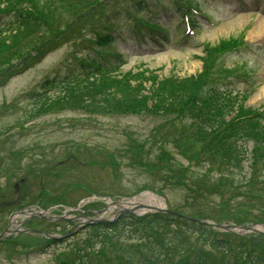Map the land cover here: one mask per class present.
<instances>
[{
  "label": "rangeland",
  "instance_id": "374dc122",
  "mask_svg": "<svg viewBox=\"0 0 264 264\" xmlns=\"http://www.w3.org/2000/svg\"><path fill=\"white\" fill-rule=\"evenodd\" d=\"M197 2L205 17H192L197 25L192 26L194 34L186 36L181 32V22L175 23L173 0H148L151 9L142 13L144 21L161 20L162 9H165V15L170 17L169 23L163 21L168 29V39H163L164 44L159 46L147 38L144 42L147 50L144 49L145 44L139 48L143 49L142 53L137 49L138 44L132 47L126 42L115 43L113 51L122 53L124 46L127 48L119 71L153 70L159 78L170 74L178 77L196 74L201 69L199 57L203 44L215 45L223 39H242L247 48L227 53L219 63L227 68L235 67L234 72L226 79L217 77L216 85L232 87L234 92H250L245 105L254 109L264 108V28L257 31L258 23L264 20V0ZM115 13L122 18L113 19ZM103 15L108 20L105 23L108 28L130 35L131 19L124 18L125 12L118 1L107 0L105 7L94 14L98 19ZM96 21L95 18L92 20L95 28ZM81 32L86 37L94 33L83 28ZM113 51L95 44L86 45L80 36L61 35L42 43L32 53H21L10 60L12 68L3 66L0 73V233L8 226L10 234L6 233L7 236H16L15 241L21 237L22 241L18 242H28L29 245L25 248L17 242L9 243V239L7 242L0 240V264H72V248L76 241L98 237L94 234V223L83 225V230L73 229L79 225V219L71 220L72 215L111 219L118 207L107 206V203L123 200L122 195H131L142 188L160 191L171 207L184 215L222 221L229 218L227 210H248L247 214L230 216L236 220L228 222L253 227L250 222L241 220L264 221V184L260 188H245L246 184L242 182L238 195L216 188L200 196L195 188L185 187V183L192 185L197 177L201 180L208 177L214 181L219 177L218 172H222L219 156L214 152L218 149L213 143L206 144L203 150L202 143L193 141L187 134L182 136L178 133L186 119L147 114L146 111L102 114L82 109L78 103L53 104L54 99L62 96L64 88L60 81L68 69L73 68L80 73L78 59L97 53L110 58ZM53 79L55 85H45L46 81ZM251 145L249 142L246 146L250 148ZM111 156L121 162L118 168L111 162ZM177 161L180 164H176ZM249 161H243L240 168L228 170L235 180L254 177L260 182L264 177L258 170L261 164H253V159ZM189 163L193 165L189 167ZM252 185L259 187L256 182ZM163 197L162 201H165ZM83 198L85 200L78 205ZM152 198L159 203L153 195ZM245 200L250 204L243 206ZM96 203L105 204V207ZM38 208L55 214L65 211L71 221L60 222L64 228H56L42 219L24 223L21 222L24 216L16 215L19 209ZM25 224L33 229L22 233V229H28ZM60 229H73L72 235L60 241L61 244L46 247L48 237L43 234L58 236ZM215 232L206 233L211 235L209 238L230 236L239 242L243 238L240 235L256 231L239 235L226 230ZM255 234H250V240L264 242V238ZM196 237L200 234L188 232L185 235L190 241ZM202 248L195 246L193 251ZM210 253L214 255L215 264L229 260L225 253H217L213 249ZM259 255L262 257L264 253H249V257L260 258Z\"/></svg>",
  "mask_w": 264,
  "mask_h": 264
},
{
  "label": "trees",
  "instance_id": "16d2710c",
  "mask_svg": "<svg viewBox=\"0 0 264 264\" xmlns=\"http://www.w3.org/2000/svg\"><path fill=\"white\" fill-rule=\"evenodd\" d=\"M105 4V0H0V12L12 14L6 32L0 33V72L3 66L10 65V60L13 58L21 53L36 50L39 45L57 36H80L83 40L82 28L88 29L90 33L96 32L98 27L104 26V22L108 21L106 15L100 19L94 16L105 7ZM64 16L67 17V21ZM94 18L97 20L96 29L92 23ZM97 42L105 41L98 37ZM222 47L223 44L214 48L204 47L202 71L195 75L170 76L160 80L154 78L156 76L153 71L146 75H143L144 71L137 73L139 75L131 71L116 74L111 71L90 72L89 76L82 78L77 84L66 85L65 94L54 99L53 104L64 106L78 103L85 110L102 114L146 111L149 114L186 119L178 129V133L182 136L187 134L193 141L202 143L203 150L206 144L213 143L218 149V152L217 150L214 152L218 154L219 164L222 167V172L217 170L219 177L216 180L211 181L208 177L201 180V177H197L192 185L185 183L186 188L190 186L192 190L195 188L200 196L216 188L238 195L240 194L238 188L242 182L246 184L245 188H260L264 184V177L260 182L254 177V179L245 177L244 181L235 180L232 172L228 170L240 168L242 162L248 160V150L245 145L253 140L256 147L250 151V161L253 159L254 164L257 158L255 152L260 151L256 163L261 164L258 170L261 172L263 169L264 176V120L259 121L263 116L262 113L245 107V97L238 98L230 92L220 93L217 89L208 86L210 82L208 71L211 70L209 58L214 51ZM33 93L36 92L31 94ZM37 103L40 106V101ZM200 150L202 151V148ZM168 156L171 158L170 155ZM111 158V162L117 168L119 164L114 157ZM175 163L180 164L178 161ZM250 182L258 183L259 187L248 184ZM243 203V206L250 204L248 200ZM248 212V210H227V215L230 217ZM150 216L138 218L129 214L121 216L117 224L100 225L102 227L100 229L106 234L98 239L97 252L94 253L95 241L87 237L76 241L72 249L74 257L71 256V259L74 262L78 258L80 264H107L109 258L105 259V257L110 254L109 256L114 257L109 260L111 264H163L160 262L167 264L170 263L172 256H178L179 260H183L186 253L188 255L198 253L197 259L207 258L212 255L210 250L213 249L216 252H231L233 262L241 264L240 256L243 253L245 255H249L250 252H257V255L264 253V242L261 241L242 238L239 242H235L230 236L217 238L216 235L209 238L211 235L206 232L212 231L197 222L160 214ZM124 230L128 233L127 239L141 238V243L119 242L114 236ZM192 231L200 234L194 242L195 246L200 243V247L203 248L197 252L193 251L191 243L183 237L187 232ZM18 241L22 240H13L12 243L29 245L28 242ZM48 243L46 247L55 244V241L48 240ZM100 255L103 258H100ZM259 257L261 261L264 259V256L259 255Z\"/></svg>",
  "mask_w": 264,
  "mask_h": 264
},
{
  "label": "bare ground",
  "instance_id": "6f19581e",
  "mask_svg": "<svg viewBox=\"0 0 264 264\" xmlns=\"http://www.w3.org/2000/svg\"><path fill=\"white\" fill-rule=\"evenodd\" d=\"M257 31H262L263 30V28H264V20H262L261 22H259L258 23V25H257ZM258 33V32H257ZM142 196V199H141V197H138V198H134V199H132V200H128V201H124V202H122L120 205H119V208L120 207H129V208H133V209H137V210H140L139 208H138V205H142L143 207H144V205L143 204H141V203H148V205L150 206V207H160L159 205V203H156L155 201H154V199H152V195H150V194H148V193H144V194H142L141 195ZM147 207V206H146Z\"/></svg>",
  "mask_w": 264,
  "mask_h": 264
},
{
  "label": "water",
  "instance_id": "95a60500",
  "mask_svg": "<svg viewBox=\"0 0 264 264\" xmlns=\"http://www.w3.org/2000/svg\"><path fill=\"white\" fill-rule=\"evenodd\" d=\"M33 215H36V216H39V217H44L45 216V214L43 212H35V213H33Z\"/></svg>",
  "mask_w": 264,
  "mask_h": 264
}]
</instances>
